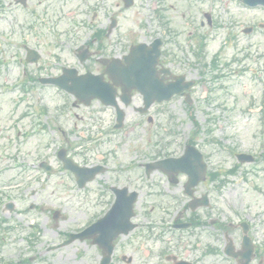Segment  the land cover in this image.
Returning a JSON list of instances; mask_svg holds the SVG:
<instances>
[{"label":"rangeland","instance_id":"1","mask_svg":"<svg viewBox=\"0 0 264 264\" xmlns=\"http://www.w3.org/2000/svg\"><path fill=\"white\" fill-rule=\"evenodd\" d=\"M99 1L64 0L62 3V0H26L24 9L16 6L14 0H0V45L2 48L7 46L4 49V57L10 58V60L4 58L0 60V88L1 85L14 84L17 86L16 79L19 74L17 60H24L25 56L22 45L37 50L42 56L37 65H29L27 70V74L33 78L30 85L33 84L32 87L37 91L36 95L34 94L31 98L30 94H22L19 88H14L13 91L6 92L3 98L0 97V166L6 160L4 166L11 167L7 175L0 176V181L4 179L11 181L10 187L5 189L7 192L5 201L9 199L15 201L17 212H21L22 209V212L26 210V220L32 221L37 228L33 236L38 239L37 245L35 246V243L31 247L28 255L27 251L24 254L21 250L27 244L25 240L6 239L0 246V264H24L20 263L21 260L31 258L34 259L27 260L26 264H96L98 253L93 248H87L79 242L47 252L48 247L62 241V234L78 231L93 217L99 216L104 211L108 200L107 197H101L99 194L100 184L103 181L107 182V175L100 176L94 183L89 184L85 191L76 190L72 175L62 170L61 163L56 158L59 149L65 148L71 155L70 158L83 166L92 165L106 157L109 159L111 169L114 163L124 166L125 162H131V159L135 158L136 149L148 151L149 144L146 142L149 140L152 143L153 139L159 140V137L165 139L163 143L171 142V153L177 155L182 152L184 142L194 131L192 117L201 129L195 141L201 151L207 154L208 168L210 171L223 170L231 165L232 157L227 151L221 149L216 151L213 147L207 146L205 142L208 136L205 133L207 126L213 130L211 134L213 140L219 142L221 134L216 124L214 126L205 123L208 116L203 112L211 109L210 117L215 118L218 112L214 107L217 108L220 101L224 99L228 100L227 103L236 104L237 96L242 93L244 86L252 89L253 84L255 93L260 92L261 87L256 85L257 82L252 83L247 74L244 77L226 80L228 95L232 97L230 98L226 92L215 89L219 81L211 80V73L200 80L203 70L200 66H193L195 63L191 54L183 51L188 48L187 44L181 40L185 39L188 34L195 36L206 32L203 28H198L202 12L212 10L218 18L219 2L217 0H192L190 2L142 0L143 10H139L140 16H152L155 1L171 6V10H167L166 19L180 33V40L178 38L177 40L182 47L181 50L177 48L176 54L180 57H188L190 60L181 61L192 65V68L187 67L182 62L178 71L186 73L188 79L200 80L192 93V108L187 110L183 101L177 98L172 103V108H166L164 111L155 110V113H160L159 120H162L161 127L156 129V138L153 137L156 132L154 128L143 124L131 109L126 110L125 129L120 133L110 136L108 135L110 133L103 131L104 125L96 128V132L95 122L101 111L97 103L91 108L72 109L70 96L41 86L35 83V79L48 74L53 75L62 65L81 69L77 60L71 58V52L79 45L90 41L94 31L93 26L90 25L92 9ZM109 1L113 4L119 2V0ZM230 7L232 8V3ZM113 10L115 11V8ZM137 10L138 7L135 6L131 11L124 12L120 16L122 29L135 27ZM98 12V22L103 26L106 14L104 3H101ZM153 25L154 23H150L148 30H151ZM207 33L210 35V41L206 43L204 56L210 59L215 51H218L224 35L219 39L218 31L213 29ZM190 46L195 48L194 45ZM9 49L11 52L8 51ZM253 51L255 55H261L262 52L264 53V46L258 50L253 49ZM233 52L232 49L228 55ZM257 60L261 65L256 67H262L264 58H257L255 62ZM44 68L49 73L44 72ZM210 97L211 100L207 105L206 100ZM137 102L138 100L135 101ZM40 110L41 113L44 110L42 114L44 119L39 117L41 114L36 115V112ZM112 118V112H107L105 121H111ZM238 130L243 135L242 125L238 127ZM256 131L258 132V127L253 125L246 131L243 138L240 135L238 138L242 139L240 142L232 137L230 142L234 146L243 147L242 149L253 145L251 150L256 151L260 145L258 139L253 142L250 138V135ZM21 144L26 145L27 150H23ZM6 149L8 150L5 151ZM42 161L56 170L55 173L50 175L42 172L38 167ZM31 164L34 167H31ZM23 166L27 168L25 171L15 170V167ZM257 180L264 187V181ZM243 184L245 185L242 187L248 186L246 182ZM233 188H238V186L235 184ZM244 199L264 202V195L248 193L242 199L237 200ZM54 210H59L62 214L57 226L52 224ZM3 217L13 216L4 214ZM125 242L122 240L119 243L117 255L130 254L129 250L124 247ZM134 264H137L136 257Z\"/></svg>","mask_w":264,"mask_h":264},{"label":"flooded vegetation","instance_id":"2","mask_svg":"<svg viewBox=\"0 0 264 264\" xmlns=\"http://www.w3.org/2000/svg\"><path fill=\"white\" fill-rule=\"evenodd\" d=\"M100 1L106 6L105 23L103 26L99 24L94 11L93 23L96 25L92 43L89 45L91 49L89 60L95 62L91 68L96 74L107 71L105 80L113 87L117 97L130 95L132 102L133 98H139V105L133 108L136 112V109L142 107V94L137 89H133L128 94L122 88V86H135V82H122L120 86L113 84L108 76V74L115 75L117 79L119 71L129 68L125 57L130 54V50L142 45L144 56L130 59L157 60L156 64L148 63L143 66L148 70V78L143 84L147 91L161 84L173 83L175 77L180 75L177 72L181 63H177V60H189V58L176 54L177 48L181 49L177 40V38L180 40V34L168 20L157 17L153 25V35L146 34L142 27L137 33L128 32L127 29L121 28L120 16L127 11L121 7L122 0L119 4H115L117 9L115 11L112 7L113 2ZM233 2L234 20L229 28L224 27L226 31L223 37L224 60L219 61L222 66L221 79L227 78L231 73L230 70L235 74H245L247 66L243 65L248 60H256L253 49L257 39L264 37V7L250 6L247 3L250 2L249 0H233ZM98 26L103 31V39L99 37L100 31L96 29ZM155 39H159L161 44L157 59L151 49ZM93 45L96 48H93ZM228 48L234 49L233 54L226 55ZM98 60H105V63L102 64ZM253 92L254 90H251L249 96H254ZM260 92L264 97V89H260ZM242 101L239 99V102ZM167 104L153 105L147 115L139 116L145 118L149 125H154L156 116L151 112L162 109V106ZM253 107L252 104L226 107L222 115L225 130L236 129L240 124H244L247 128L252 119L250 112ZM149 117L153 120L151 124L148 122ZM236 132L233 139L240 142L242 140L238 139L240 133ZM259 158L264 160L263 153ZM254 163L253 166L257 164V158ZM124 172L130 176L128 178L130 183L137 184L132 187V190L138 193L141 217V223H138L136 228L137 247L131 250L127 244L124 246L131 250L132 257L136 256L137 264H244L247 259L248 264H264V202L237 200L248 193L263 196L258 188L248 184L250 179L247 174L255 175L254 170H246V173H243L247 179L242 177L238 181V188L226 189L224 185L217 188L216 185L209 183V177L206 176L205 182L194 188L190 195L184 193L186 176L180 175L177 177V184H170L169 176L163 171L146 173L142 168L124 169ZM243 182L248 186L242 187L245 185ZM192 201L198 206L196 209L189 207ZM133 261L132 258L131 262Z\"/></svg>","mask_w":264,"mask_h":264},{"label":"water","instance_id":"3","mask_svg":"<svg viewBox=\"0 0 264 264\" xmlns=\"http://www.w3.org/2000/svg\"><path fill=\"white\" fill-rule=\"evenodd\" d=\"M52 82L58 86H60L63 89H66L68 92L75 94L77 97L79 96H87V97H94L99 96L98 94H95L94 92L89 93V87L87 86L91 82L89 79H83L81 81H78L73 86H69L67 84V79L61 77L59 79H52Z\"/></svg>","mask_w":264,"mask_h":264}]
</instances>
